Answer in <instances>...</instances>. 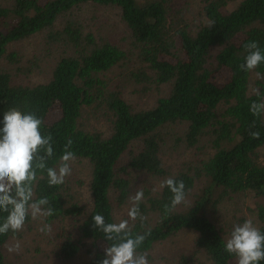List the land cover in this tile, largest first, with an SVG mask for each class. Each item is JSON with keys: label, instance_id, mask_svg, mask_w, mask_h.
I'll list each match as a JSON object with an SVG mask.
<instances>
[{"label": "trees", "instance_id": "16d2710c", "mask_svg": "<svg viewBox=\"0 0 264 264\" xmlns=\"http://www.w3.org/2000/svg\"><path fill=\"white\" fill-rule=\"evenodd\" d=\"M87 3L119 9L130 31V48L98 39L70 18L73 9ZM188 12V5L177 0H14L10 6L0 0V122L11 107L33 112L44 121L42 132L53 137L54 156L48 166L59 167L68 140L75 158L89 162V210L75 198L66 179L62 185L49 186L46 170H38L34 182V199L48 197L54 209L46 217L50 224L67 218L80 222L81 237L95 246L88 264H100L110 243L93 227V215L100 213L106 221L118 222L111 191L117 204L132 197L133 178L129 171L127 177L121 176V163L128 161L135 172L183 180L187 199L203 179L192 202L188 199L187 206L178 205L167 215L170 189H142L139 209L147 220L129 223L134 234H148L139 251L147 254L149 262V252L157 244L191 230L196 233L195 247L211 264H230L236 257L224 250L227 239L212 221L211 210L241 192L255 193L264 202V162L259 156L264 148V115L250 111L253 101L264 99V63L252 70L259 75L260 95L250 92L252 71L240 68L247 55L244 44L258 41L264 51V0H203L194 22ZM62 17V27L55 29ZM45 31L49 44L61 42L69 54L59 59L47 82L14 84L1 63L8 60L17 65L20 56L8 46ZM118 69L114 80L110 74ZM127 83L143 91L170 84V90L154 106L136 109L124 97ZM88 110L107 117L109 135L83 126ZM250 131H258L260 137L252 138ZM177 133L203 157L172 174L164 167L161 153L168 138ZM134 144L137 152L130 149ZM6 215L0 212V223ZM258 216L259 228L264 230L263 204ZM31 221L29 216L25 225ZM19 234H0V264H10L3 246ZM83 245L80 239L64 235L58 255L74 259Z\"/></svg>", "mask_w": 264, "mask_h": 264}, {"label": "rangeland", "instance_id": "374dc122", "mask_svg": "<svg viewBox=\"0 0 264 264\" xmlns=\"http://www.w3.org/2000/svg\"><path fill=\"white\" fill-rule=\"evenodd\" d=\"M13 2L14 0H1L5 6H10ZM177 3L188 5L189 12L187 15L194 22L203 0H177ZM70 14H72L70 18H75L81 22L85 32L94 33L98 39L116 42L124 49L130 48V31L121 20L120 11L117 7L87 3L76 7ZM64 19L65 17L59 19L55 29L62 27ZM47 37L48 32L45 31L24 40L12 42L8 46L9 51H15L20 56V62L17 65L8 60H3L1 63L2 68L11 74L14 84L33 85L47 82L51 78L59 59L65 53L69 54L66 52L67 47L63 43L49 44ZM119 74L118 69L110 75L114 77V80H117ZM258 79L259 75L252 71L250 77L251 93H256V89H260L257 83ZM169 90L170 84L161 85L159 88L153 86L152 90L143 91L138 85L127 83L124 89V97L134 108L143 109L154 106L157 98L166 95ZM55 114L58 116V111H55ZM81 122L88 130L102 131L106 135L111 133L110 121L102 113H92L88 110ZM130 149L137 152L138 145L134 144ZM201 153L202 151H198L195 147H188L182 139L181 133H177L168 138L161 157L166 170L174 174L203 157ZM259 154L260 160L264 162V148L259 151ZM127 162L125 165L121 163L119 173L121 176L127 177L128 171L130 172L133 178L131 196H134L138 190H142L144 187L153 188L155 191L161 190V182L168 176L156 177L145 172H135L127 166ZM71 166L72 173L66 177V180L70 182L72 192L78 202L89 210L92 203L88 186L91 179L90 164L86 159L75 158L71 162ZM202 185L203 179L198 180L193 194L198 193ZM193 194L188 198L190 202L193 200ZM115 197L116 194L112 190L111 198L114 202V213L119 222L121 219L127 218L132 202L129 199L124 204H117ZM260 204L264 205V202L255 193L241 192L226 197L216 209L211 210L209 215L221 229L225 238L228 239L233 226L242 223L245 219H252L256 226H260L258 216ZM42 223L50 224L46 217L32 218L30 224L25 225L18 237H12L4 244L3 252L10 264H88L95 246L91 240L81 237L78 228L80 222L77 219L67 218L50 224L52 227L50 234H45L39 230ZM68 234L84 243L78 255L70 260L63 259L58 255V246L64 235ZM195 238V232L183 230L169 240L157 244L149 252L150 264H211L207 255L195 247ZM16 241L20 242L21 250L18 253L9 252V245L15 244ZM230 264H237V258H234Z\"/></svg>", "mask_w": 264, "mask_h": 264}, {"label": "clouds", "instance_id": "9594fccd", "mask_svg": "<svg viewBox=\"0 0 264 264\" xmlns=\"http://www.w3.org/2000/svg\"><path fill=\"white\" fill-rule=\"evenodd\" d=\"M243 47L247 55L240 65L242 70L250 72L264 63V51L258 41H249ZM256 93L260 95L259 89ZM250 111L254 116L264 115V99L253 101ZM0 123L3 125L0 127V212L7 213L0 223V234L9 231L18 233L24 229L29 216L37 219L54 214L48 197L34 199L38 170H46L49 186L62 185L72 173L71 162L75 153L69 150L72 141L68 140L59 167L48 166V159L54 156L53 137L42 132L44 121L33 112L11 107L4 112ZM250 136L258 139L260 133L250 131ZM160 187H168L173 194L170 205H165V215L178 205L189 204L183 180L169 177L161 182ZM143 197L142 190L130 197L132 206L127 213L128 219L108 222L100 213L93 215V227L110 242L104 248L100 264H150L147 254L139 251L148 234H134L129 223L130 220L139 219L142 223L147 220L139 209ZM39 230L50 234L52 227L42 223ZM20 250L19 241L8 247L9 252L18 253ZM224 250L235 255L237 264H260L264 260V230L256 226L252 219H245L233 226Z\"/></svg>", "mask_w": 264, "mask_h": 264}]
</instances>
